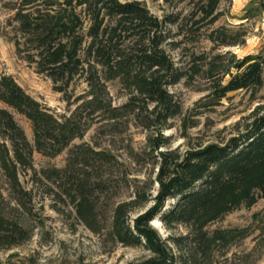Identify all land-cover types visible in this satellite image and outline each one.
<instances>
[{
	"label": "trees",
	"instance_id": "trees-1",
	"mask_svg": "<svg viewBox=\"0 0 264 264\" xmlns=\"http://www.w3.org/2000/svg\"><path fill=\"white\" fill-rule=\"evenodd\" d=\"M181 1L164 0L169 5ZM219 1L200 0L188 16L182 18L175 12L158 19L138 1L20 0L14 15L23 39L16 42L18 52L20 46L25 47V60L37 73L51 79L57 92L66 93L76 78H83L88 99L69 115L57 117L11 76L0 75V166L11 184L19 186L18 167L29 166L34 151L47 157L59 155L73 140L83 137L87 124L98 113L109 120L132 115L145 128L165 126L178 112L167 87L184 77L192 79L201 74L212 80L217 98L237 90L261 88L264 53L240 59L231 56L226 63L221 55L207 58L192 54L191 66L185 70L163 48L168 25H177L192 39L203 22L216 21ZM214 34L208 37L213 42L226 37L220 29L217 36ZM219 41L225 46L234 43L224 38ZM225 75L229 78L223 83ZM113 79H120L132 91L128 102L119 107L107 99L105 82ZM11 111L30 122L33 146ZM149 141L159 163L156 193L151 196L137 191L134 199L118 204L110 234L122 245L142 246L149 253L127 264H202L204 260L199 258H208L217 245L243 235L236 229L208 227L264 199V97L244 130L224 143L198 146L180 154L175 150L158 152L164 143L161 135ZM117 165L110 152L79 144L69 150L65 168L53 170L71 185L74 207L87 225L95 221L96 195L107 190L108 177ZM167 201L172 204L165 209ZM148 202L149 208L130 218L133 209ZM155 218L167 228L183 225L189 232L163 240L150 226ZM21 233L4 217L0 206V243H14Z\"/></svg>",
	"mask_w": 264,
	"mask_h": 264
},
{
	"label": "rangeland",
	"instance_id": "rangeland-1",
	"mask_svg": "<svg viewBox=\"0 0 264 264\" xmlns=\"http://www.w3.org/2000/svg\"><path fill=\"white\" fill-rule=\"evenodd\" d=\"M120 1H138L150 14L162 19L175 12L182 18L188 16L200 0H182L171 5L164 0ZM19 3L20 0H0V75L11 76L55 116H67L88 99L85 96L87 84L83 78H76L66 93L57 92L51 79L37 73L35 66L25 60V47L20 46L21 52H18L16 42L23 40L14 21ZM217 14L216 21L203 22L192 39L184 31L181 33L177 25L166 27L163 48L177 66L187 70L192 54H203L207 58L221 55L226 63L231 56L240 59L248 54L264 53V0H220ZM219 29L226 37L214 42L208 39L212 33L217 36ZM223 38L234 43L219 45ZM219 74L222 76L221 72ZM228 78L225 75L223 83ZM212 82L197 74L168 86V92L178 104V112L160 128H145L132 115L109 120L98 113L87 124L83 137L73 140L59 155L47 157L34 151L30 165L18 167V187L11 184L0 166V206L4 217L22 232L14 243H0V264H127L147 257L149 253L142 246L122 245L111 236L110 230L118 204L134 199L137 191L151 196L156 193L159 163L149 139L161 135L164 143L157 151L175 150L180 154L198 146L224 143L244 130L262 106L264 74L261 88L229 92L222 98L214 94ZM105 84L107 99L113 107L124 105L132 96V91L120 79L107 80ZM0 107H3L1 103ZM151 107L149 104L148 109ZM11 112L33 146L30 122L17 112ZM79 144L106 150L118 162L108 177L107 190L96 195V219L90 225L77 214L74 192L66 177L53 174V170L65 168L69 150ZM171 204L172 201H167L165 209ZM150 205L148 202L133 209L130 218ZM150 226L166 241L171 236L189 232L183 225L167 228L159 218L150 222ZM208 229H236L243 235L225 245H217L208 258H199L204 260L202 264H264V199L250 208L241 207L229 213Z\"/></svg>",
	"mask_w": 264,
	"mask_h": 264
}]
</instances>
